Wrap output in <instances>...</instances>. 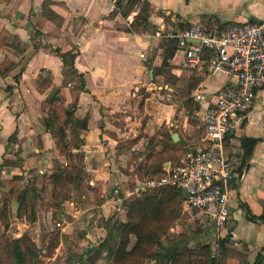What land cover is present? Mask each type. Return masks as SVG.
Wrapping results in <instances>:
<instances>
[{"label": "crops", "instance_id": "1", "mask_svg": "<svg viewBox=\"0 0 264 264\" xmlns=\"http://www.w3.org/2000/svg\"><path fill=\"white\" fill-rule=\"evenodd\" d=\"M262 20L264 0H0V234L29 240L42 264H114L151 150L167 170L208 147L201 116L234 83L224 71L188 70L183 52L155 33ZM54 98L86 129L69 124L59 136ZM243 139L258 140L245 165ZM226 152L234 171L226 224L180 208L143 264L204 247L216 264H264V225L248 219L264 211V87L233 120ZM74 165L82 180L58 189L68 197L55 207L51 177ZM14 178L15 188L5 184ZM135 242L130 235L127 251Z\"/></svg>", "mask_w": 264, "mask_h": 264}, {"label": "built area", "instance_id": "2", "mask_svg": "<svg viewBox=\"0 0 264 264\" xmlns=\"http://www.w3.org/2000/svg\"><path fill=\"white\" fill-rule=\"evenodd\" d=\"M155 36L174 40L184 54L183 63L188 70L208 68L212 74L224 71L234 83L219 90L213 104L201 116L208 147L187 153L179 166L167 169L160 177L142 181L133 194L138 196L144 189L163 187L186 191L182 213L190 217L196 212L208 213L222 227L229 216L230 183L234 178L225 140L233 120L251 110L257 91L264 87V20L232 24L221 32L192 25L185 30L156 32ZM195 99L200 100L201 96Z\"/></svg>", "mask_w": 264, "mask_h": 264}, {"label": "trees", "instance_id": "3", "mask_svg": "<svg viewBox=\"0 0 264 264\" xmlns=\"http://www.w3.org/2000/svg\"><path fill=\"white\" fill-rule=\"evenodd\" d=\"M5 36L6 33L4 32L0 34V38H4ZM171 42L175 46L174 49L177 50L178 47L174 40ZM167 60L168 58L165 57L162 65L163 68L168 67ZM51 103L53 109L49 116L50 121L55 126L58 123H62V126H57L55 129L59 136L64 137L63 127L69 124L86 129L85 121L76 120L73 112L65 108L63 98H54ZM228 137L229 135L225 140V145ZM257 142V139L242 140L243 165H245L252 155ZM149 159V164L142 168L144 176H141V178H157L166 172V169L163 167L165 158L161 152L151 150ZM81 174L82 171L78 169L77 165H74L70 170L64 171L62 174L53 175L51 183L54 186V190L58 191V189L64 188L70 182L80 183L82 180ZM16 181L17 179L14 178L13 180L6 181L5 184L11 188H15ZM31 192V200L34 201L37 196L35 188ZM59 192L55 194L57 195ZM67 197L66 193H64V198ZM183 199V194L180 190L172 187H163L159 189H144L138 197L130 200L127 204V223L119 231V244L114 264H143L146 259L153 258L155 256L152 253L153 247L159 244L160 238L165 235L170 224L180 217L179 213ZM26 200L27 193L23 192L19 197L20 207L24 205ZM248 214L250 221H260L264 225V211L259 217H255L250 213ZM130 235L135 236L136 242L127 251ZM201 257L204 258L201 259ZM0 264H40V261L35 245L29 240L26 238L10 240L4 234H0ZM172 264H216V259L211 254L210 249L204 247L200 250L187 251L182 256H175Z\"/></svg>", "mask_w": 264, "mask_h": 264}, {"label": "rangeland", "instance_id": "4", "mask_svg": "<svg viewBox=\"0 0 264 264\" xmlns=\"http://www.w3.org/2000/svg\"><path fill=\"white\" fill-rule=\"evenodd\" d=\"M140 180H141V181H144V180H146V179L140 178ZM40 183H41V181H40ZM63 198H64V193H63V191H60L59 194L56 195V200H58L59 203H54V204H55V207H59V206H60V204H61L62 201H63ZM39 261H40V264L43 263L42 260L39 259Z\"/></svg>", "mask_w": 264, "mask_h": 264}, {"label": "water", "instance_id": "5", "mask_svg": "<svg viewBox=\"0 0 264 264\" xmlns=\"http://www.w3.org/2000/svg\"><path fill=\"white\" fill-rule=\"evenodd\" d=\"M56 91H57V90H53V93H52V96H51V97L54 96V94L56 93ZM174 136H175V135H174ZM174 138H175V137H174ZM174 138H173V139H174ZM182 194H183V198L186 199V198H187V193H186V191H183Z\"/></svg>", "mask_w": 264, "mask_h": 264}]
</instances>
